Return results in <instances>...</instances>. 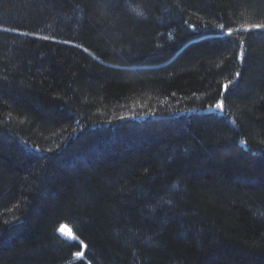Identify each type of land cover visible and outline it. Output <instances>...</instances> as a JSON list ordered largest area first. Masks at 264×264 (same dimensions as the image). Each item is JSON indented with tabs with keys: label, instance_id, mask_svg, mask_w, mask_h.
I'll return each instance as SVG.
<instances>
[{
	"label": "trees",
	"instance_id": "1",
	"mask_svg": "<svg viewBox=\"0 0 264 264\" xmlns=\"http://www.w3.org/2000/svg\"><path fill=\"white\" fill-rule=\"evenodd\" d=\"M257 24L264 0H0V264H264Z\"/></svg>",
	"mask_w": 264,
	"mask_h": 264
},
{
	"label": "snow or ice",
	"instance_id": "2",
	"mask_svg": "<svg viewBox=\"0 0 264 264\" xmlns=\"http://www.w3.org/2000/svg\"><path fill=\"white\" fill-rule=\"evenodd\" d=\"M137 15L142 16V15H143V12L137 11ZM221 28H223V25H221ZM252 28H256V29H264V24L252 25V26L246 28L245 30H247V31H251ZM227 35H228V36H231V35H232V30H231V29L227 32ZM43 39H49V37L46 36V37H43ZM85 50L87 51V49H85ZM240 58L243 59V52H241V54H240ZM236 75L239 76V73H237ZM224 88H225V90H227V88H228V84H225V85H224ZM215 107H216L217 109L221 110V111L224 110V105H223L222 102H218V103L215 105ZM59 231H60L61 233H63L65 230H64V228H61V229H59Z\"/></svg>",
	"mask_w": 264,
	"mask_h": 264
},
{
	"label": "rangeland",
	"instance_id": "3",
	"mask_svg": "<svg viewBox=\"0 0 264 264\" xmlns=\"http://www.w3.org/2000/svg\"><path fill=\"white\" fill-rule=\"evenodd\" d=\"M63 228H64L65 231H64L62 234L74 239V236H73L72 233L68 230V228H66V227H63ZM81 255H82V254H81Z\"/></svg>",
	"mask_w": 264,
	"mask_h": 264
}]
</instances>
